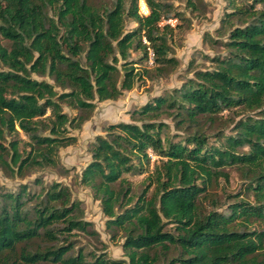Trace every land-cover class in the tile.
I'll use <instances>...</instances> for the list:
<instances>
[{"label": "trees", "instance_id": "16d2710c", "mask_svg": "<svg viewBox=\"0 0 264 264\" xmlns=\"http://www.w3.org/2000/svg\"><path fill=\"white\" fill-rule=\"evenodd\" d=\"M140 4L147 13L139 0H0V168L23 176L56 164L59 148L76 140L68 126H81L94 100L132 88L149 59L160 73L178 65L170 41L180 25L170 20L189 19L172 0ZM227 4L217 36L208 35L224 51L201 52L210 66L133 109L140 123L110 122L87 143L80 181L100 199L106 226L122 230L126 258L76 249L73 230L93 232L81 199L36 178L39 189L0 186V264H264V0ZM128 19L135 25L126 29ZM63 103L79 112L69 116ZM225 109L247 113L226 117L229 131L210 141L200 121ZM163 112L186 133H164L166 123L153 120ZM228 166L245 182L244 197L228 194L219 209L209 189ZM128 173L143 174L139 191Z\"/></svg>", "mask_w": 264, "mask_h": 264}, {"label": "rangeland", "instance_id": "374dc122", "mask_svg": "<svg viewBox=\"0 0 264 264\" xmlns=\"http://www.w3.org/2000/svg\"><path fill=\"white\" fill-rule=\"evenodd\" d=\"M172 1L176 5V8L183 11L184 16L189 19V21L185 19L178 20L177 18L170 20L172 24L179 23L180 25V27L175 28L170 41L172 46L170 54L173 53L179 59L176 67L170 68L168 72L160 73L154 68L152 59H149L144 62V67H147L149 71L146 73L142 68L141 75L134 81L132 88L125 89L121 95L114 99L94 100L95 106L81 126H68L69 133L75 135L76 140L71 144L59 148L56 164L30 168L23 176L0 168V186L4 189L15 190L22 182H28L34 189H39V184L33 183V180L36 178L41 179L45 185L52 181H60L70 187L73 197L81 199L82 217L92 222L91 227L93 229V232L73 230L71 239H73L76 249L80 248L94 251L95 253L103 252L113 258H126L122 248L124 240L122 230L111 229L106 226L107 216L102 211L100 199L93 195L90 185L80 181L81 170L91 159L87 150L88 141L95 134L103 133L104 127L110 122L124 120L140 123V117L137 116L136 119H133L130 115L133 109L150 100L155 95L165 93L173 87L180 86L187 77L192 76L195 68L210 66L211 63L201 56V52L213 55L224 51L220 45H214L210 42L208 35L217 36L215 28L219 25V20L224 11L228 9L227 6L229 4H227V0H204V4L198 9H192L186 0ZM139 11L142 13L148 12L142 9L140 0ZM134 25L135 22L128 19L125 27L129 29ZM225 36L226 34H222L220 37L224 38ZM2 41L5 43L7 40L2 39ZM138 53V51H133L132 57H135ZM136 67L140 68L141 66L137 64ZM31 75L36 78H44L50 82L53 81L48 75L40 76L36 73H31ZM57 89L60 90L59 87ZM63 110L69 116H74L79 112L77 108H73L67 103H63ZM240 111L234 112L231 110L228 112L225 109L222 112L223 114L219 115L211 123L201 119L200 126L206 131L209 140L214 141L216 131L221 128L229 131L231 124L228 120L230 118L226 117L232 116L237 119L247 113L245 110ZM153 120L164 121L166 123V126L163 128L164 133L175 134L186 133L187 131L183 127H177L174 118L166 114V112L154 116ZM20 134L24 139L27 138L23 132ZM150 154L152 159L156 157L151 150ZM225 169L228 172L227 179L221 177L218 184L209 189L212 196L216 197L219 209H226L227 202L229 199L232 200V197H229L228 194L240 192L239 195L241 197L243 195L241 190L245 183L235 166H228ZM127 177L132 182L133 190L135 191H139L145 184L143 174L128 173ZM248 197L251 198V195H248ZM202 200L206 208L213 206V201L210 198ZM166 228L173 230L172 224H167ZM176 253L177 250L172 248L168 256H175ZM165 261L163 259V263Z\"/></svg>", "mask_w": 264, "mask_h": 264}]
</instances>
